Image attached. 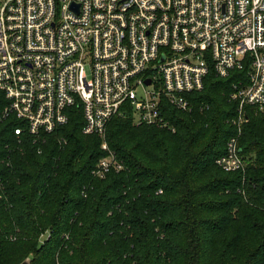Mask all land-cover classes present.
I'll use <instances>...</instances> for the list:
<instances>
[{
    "label": "trees",
    "instance_id": "obj_1",
    "mask_svg": "<svg viewBox=\"0 0 264 264\" xmlns=\"http://www.w3.org/2000/svg\"><path fill=\"white\" fill-rule=\"evenodd\" d=\"M239 77L209 71L190 110L164 102L174 131L112 117L122 169L102 178L91 171L107 152L79 107L35 138L1 118L0 93V264H264V108L246 106L238 134ZM232 136L244 165L225 171L215 161Z\"/></svg>",
    "mask_w": 264,
    "mask_h": 264
},
{
    "label": "built area",
    "instance_id": "obj_2",
    "mask_svg": "<svg viewBox=\"0 0 264 264\" xmlns=\"http://www.w3.org/2000/svg\"><path fill=\"white\" fill-rule=\"evenodd\" d=\"M233 69L245 70L230 94L239 134L245 107L264 108V0H0L1 118L38 138L79 107L82 133L107 152L94 177L122 169L106 141L112 117L174 131L163 103L190 110L185 94L209 71ZM239 152L232 136L215 162L242 169Z\"/></svg>",
    "mask_w": 264,
    "mask_h": 264
},
{
    "label": "water",
    "instance_id": "obj_3",
    "mask_svg": "<svg viewBox=\"0 0 264 264\" xmlns=\"http://www.w3.org/2000/svg\"><path fill=\"white\" fill-rule=\"evenodd\" d=\"M145 83L149 84V80H146ZM20 264H31V257H27Z\"/></svg>",
    "mask_w": 264,
    "mask_h": 264
},
{
    "label": "rangeland",
    "instance_id": "obj_4",
    "mask_svg": "<svg viewBox=\"0 0 264 264\" xmlns=\"http://www.w3.org/2000/svg\"><path fill=\"white\" fill-rule=\"evenodd\" d=\"M49 234V233H48Z\"/></svg>",
    "mask_w": 264,
    "mask_h": 264
}]
</instances>
